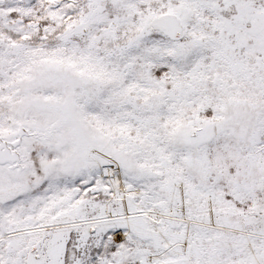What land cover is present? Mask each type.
<instances>
[{"label":"snow or ice","instance_id":"obj_1","mask_svg":"<svg viewBox=\"0 0 264 264\" xmlns=\"http://www.w3.org/2000/svg\"><path fill=\"white\" fill-rule=\"evenodd\" d=\"M0 264H264V0H0Z\"/></svg>","mask_w":264,"mask_h":264}]
</instances>
